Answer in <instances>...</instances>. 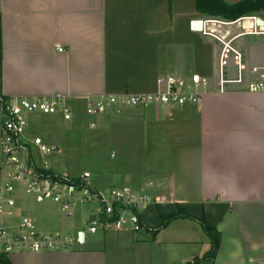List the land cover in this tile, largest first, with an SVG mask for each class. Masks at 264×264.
Instances as JSON below:
<instances>
[{
  "label": "crops",
  "instance_id": "obj_1",
  "mask_svg": "<svg viewBox=\"0 0 264 264\" xmlns=\"http://www.w3.org/2000/svg\"><path fill=\"white\" fill-rule=\"evenodd\" d=\"M253 14L264 18V11ZM0 17L5 94L62 93L77 119L89 98L153 92L168 72L198 73L214 83L223 44L194 31L192 22L229 21L198 12L194 0H0ZM237 28L215 26L226 41ZM231 46L247 71L264 64L263 36L241 34ZM227 70L237 72L231 51ZM123 110L139 127L141 156H154L157 163L129 174L122 186L145 187L164 198L140 212L143 224L160 226V215L180 205L217 229L211 264H264V94L238 86L219 93L213 84L197 105ZM185 220L199 223L179 218L155 233L104 227L99 244L85 236L70 250L8 258L12 264H111L110 239L131 249L137 264H188L211 248V240L205 231L202 239L195 225L180 223Z\"/></svg>",
  "mask_w": 264,
  "mask_h": 264
},
{
  "label": "built area",
  "instance_id": "obj_2",
  "mask_svg": "<svg viewBox=\"0 0 264 264\" xmlns=\"http://www.w3.org/2000/svg\"><path fill=\"white\" fill-rule=\"evenodd\" d=\"M259 20L263 24L260 25ZM216 25L239 29L226 41L215 29ZM202 33L223 44L214 83L209 77L198 73L184 75L177 71L168 72L158 78L157 89L153 92L101 94L89 98L86 114L96 116L112 108L119 111L127 107L197 105L213 84L219 93L238 86L249 92L264 94V64L247 71L242 63V54L231 46L232 40L241 34L264 37L263 17L249 14L232 21L203 19ZM229 51L236 57L235 75L228 74ZM2 60L0 17V253L8 256L15 252H59L70 250L80 243L79 233L73 237L60 231L40 230L28 212L18 215L16 209L22 194L32 196L38 203L50 200L68 216H71L70 209L78 203H100L102 209L93 215L88 226L91 234L97 233L99 228L124 229L128 225L135 231L140 230L142 227L137 214L140 216V212L151 203L162 202L164 198L151 189H137L130 185L114 186L108 194H104L91 183L88 171L71 176L54 171L47 162L38 165L24 136L30 122L29 114H60L64 120H72L74 109L62 93L36 97L7 96L2 85ZM32 144L42 154L53 150L40 136H35ZM189 264H196L194 257Z\"/></svg>",
  "mask_w": 264,
  "mask_h": 264
},
{
  "label": "rangeland",
  "instance_id": "obj_3",
  "mask_svg": "<svg viewBox=\"0 0 264 264\" xmlns=\"http://www.w3.org/2000/svg\"><path fill=\"white\" fill-rule=\"evenodd\" d=\"M128 108L133 107L124 109ZM162 108L163 106H160V109ZM81 110L83 117H74L72 120H64L60 114H29L30 122L24 136L28 139L40 136L51 148L53 145L57 146L47 154H42L38 147L33 146L32 154L38 165L47 162L54 171L71 176H79L88 171L91 174V183L106 194L110 192L111 187L127 183L129 174L139 175L150 167L156 168L157 160L154 156H141V133L139 127L132 124V118L126 117L128 110L115 112L112 108L96 116H89ZM149 151L150 149L147 153ZM151 154L154 155V152ZM21 198L16 209L18 215L28 212L40 230L60 231L73 237L83 232L87 241L93 239L97 244L100 243L102 228L95 234L88 232L93 215L102 209L100 203H78L70 209L71 216H68L58 204L50 200L38 203L26 194H22ZM180 223L189 225L188 228L195 225L197 234L206 239L199 223L190 220ZM127 228L131 227L128 225L124 229ZM155 228L148 231L153 232ZM115 230H112L110 235L117 233ZM106 248L111 264H137L136 255L124 244L114 245L109 239Z\"/></svg>",
  "mask_w": 264,
  "mask_h": 264
},
{
  "label": "trees",
  "instance_id": "obj_4",
  "mask_svg": "<svg viewBox=\"0 0 264 264\" xmlns=\"http://www.w3.org/2000/svg\"><path fill=\"white\" fill-rule=\"evenodd\" d=\"M194 1L196 3V9L198 12L206 15L207 17L222 18L229 21L236 20L245 15L264 11V0H242L234 4L228 3L224 0ZM179 218H189L197 220L201 224L202 228L211 240V248L202 256H195L194 259L196 264H211L219 246L220 236L217 229L204 217L196 218L190 213H188L183 207L178 205L177 210L175 212L166 215H160L161 224L160 226L153 229V233H155L158 229L166 226L169 222ZM137 219L141 227H145V229L149 231L152 230L151 228L143 224L138 214ZM109 221H112V219H109ZM0 264H12V262L9 260L8 256L3 253H0Z\"/></svg>",
  "mask_w": 264,
  "mask_h": 264
},
{
  "label": "water",
  "instance_id": "obj_5",
  "mask_svg": "<svg viewBox=\"0 0 264 264\" xmlns=\"http://www.w3.org/2000/svg\"><path fill=\"white\" fill-rule=\"evenodd\" d=\"M258 23L263 24L262 20H259ZM192 29L197 32H201L203 30V19H197L192 22ZM136 219H134L135 221ZM85 234L83 232L79 233V241L82 243L84 241Z\"/></svg>",
  "mask_w": 264,
  "mask_h": 264
}]
</instances>
